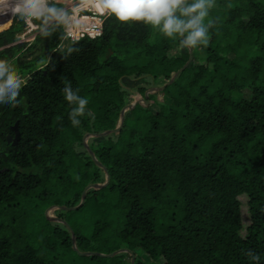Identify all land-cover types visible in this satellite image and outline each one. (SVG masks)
Wrapping results in <instances>:
<instances>
[{"label": "trees", "instance_id": "16d2710c", "mask_svg": "<svg viewBox=\"0 0 264 264\" xmlns=\"http://www.w3.org/2000/svg\"><path fill=\"white\" fill-rule=\"evenodd\" d=\"M209 19V44L148 96L188 61L179 39L111 15L96 39L69 41L47 19L31 43H16L27 24L18 13L0 30V61L23 84L15 106H0V264H131L128 252L79 254L46 210L76 206L106 181L83 140L115 129L136 92L150 106L126 112L118 135L88 141L109 183L55 211L78 248H128L135 264H264V0H216ZM66 84L89 101L77 127Z\"/></svg>", "mask_w": 264, "mask_h": 264}, {"label": "clouds", "instance_id": "9594fccd", "mask_svg": "<svg viewBox=\"0 0 264 264\" xmlns=\"http://www.w3.org/2000/svg\"><path fill=\"white\" fill-rule=\"evenodd\" d=\"M99 3L103 11L117 21L150 26L167 38L179 39L181 47L195 49L209 44V30L213 24L209 16L216 0H99ZM14 11L26 21L56 19L66 22L65 10L51 4L50 0H18ZM22 86V80L10 65L0 61V106H15ZM63 92L64 99L73 105L70 121L77 127L87 112L89 101L70 84L65 85Z\"/></svg>", "mask_w": 264, "mask_h": 264}, {"label": "water", "instance_id": "95a60500", "mask_svg": "<svg viewBox=\"0 0 264 264\" xmlns=\"http://www.w3.org/2000/svg\"><path fill=\"white\" fill-rule=\"evenodd\" d=\"M56 2H59V1H62V0H55ZM70 10L68 9L67 13H69ZM189 51H190V57L188 59V61L185 63V65L183 67H181L177 72L174 73V75L171 77V79L163 86H156L154 85L148 92H147V96L150 94V93H155L156 91H162L164 90L168 85L172 84L176 77L178 76V74L180 72H182L190 63L191 61L193 60V53H194V50L193 49H190L189 48ZM139 96H134V100L133 102L128 105L127 107H125L124 109H122L121 113H120V118H119V121H118V124H117V127L115 129H108V130H105V131H102L101 133L99 134H96V133H91V134H88L86 135L85 137V140H84V143H85V146L87 148V150L90 152V154L92 155V157L94 158V160L97 162V164L99 165V167H101L106 175H107V178H106V181L102 184H90L88 185L83 193H82V199H81V202L79 205H76V206H72V207H69V206H62V205H54L52 206L48 212H47V216L50 220L52 221H58V222H62V223H65L68 225L69 229L71 230L72 232V238H73V246H74V249L81 255H85V256H91V255H94V254H97V253H91L90 251L88 252H84V251H81L79 248H78V245H77V236L73 230V228L71 227V225H69V223L64 220V219H61V218H58V217H51L49 215V211L52 210V209H56V208H69L71 210H76L78 209L81 205L84 204L85 202V199H86V195L88 193V191L90 189H101L103 187H105L109 181H110V173H109V170L104 166V164H102V162L99 161L95 151L89 146L88 144V139L90 140L91 138H95V137H100V136H103V135H106L108 133H115V134H119L121 132V129L123 127V124H124V115L127 111H130L132 109H134L138 103L140 104H146V102L144 103V98L142 96L141 93H139ZM14 128V131H15V135H12V134H9L8 135V141L9 142H13L15 145H17L19 143V140L21 138V132H20V129H19V121H17L15 123V125L13 126ZM124 251H127L128 253H131L132 254V257H133V260H132V264H135V260H136V255L134 254V252L131 250V249H125Z\"/></svg>", "mask_w": 264, "mask_h": 264}, {"label": "built area", "instance_id": "2783aa9c", "mask_svg": "<svg viewBox=\"0 0 264 264\" xmlns=\"http://www.w3.org/2000/svg\"><path fill=\"white\" fill-rule=\"evenodd\" d=\"M68 9L70 12L65 13L66 22L63 23V28L69 41L96 39L104 34L105 23L110 15L100 7L99 0H72L64 8L65 11ZM28 23L34 26L32 21ZM36 26L39 27L38 24Z\"/></svg>", "mask_w": 264, "mask_h": 264}, {"label": "rangeland", "instance_id": "374dc122", "mask_svg": "<svg viewBox=\"0 0 264 264\" xmlns=\"http://www.w3.org/2000/svg\"><path fill=\"white\" fill-rule=\"evenodd\" d=\"M17 2H18V0H0V30L2 28L6 27V26H10L12 24V21H13V19L15 18L16 14H17L14 11V8H15V5H16ZM64 2L65 3H68L69 0H64ZM67 11H65V13H67ZM34 21H36V20H34ZM34 21H32L33 22L32 25H34L33 27L31 26L30 23H28V21H26L27 24H26L24 30L17 32V36L19 37L20 40L17 41L16 43H19V42H22V41H29L31 43L35 39L36 34H38L40 31L43 30V28H40V26L37 27L36 24L34 23ZM68 45H69V43L66 46H68ZM41 47H42V45L40 44L39 47L36 48V50L33 51V52L32 51H26V54L27 55H25V57L28 58V59H30V58H33V57L39 55V53L41 52ZM158 92H161V91H158ZM136 95L139 96L138 92H136L135 96ZM163 95L164 94L157 95L158 99L159 100H162ZM164 99L167 100V101H170V99L168 97H165L164 96ZM153 104L156 105L157 107L159 105L156 101H153ZM144 105L145 106H148L149 105V101L146 102V104H144ZM84 140H85V138H84ZM84 140H83V143H84ZM88 141H89V139H88ZM84 145H85V143H84ZM54 205H56V204H54ZM54 205H52V206H54ZM52 206H50L49 208H47V210H46V216H47L48 210ZM62 206H65V205H62ZM69 207H72V206H69ZM56 209H61V208H56ZM56 209H52V210L49 211V215L51 217H57L56 216V212H55ZM63 209L66 210V211L67 210H70L69 208H63ZM93 220H95V219H91V220L88 219L87 221L86 220H81L80 222L86 223L85 225L89 229H92L91 222L93 223ZM70 222L75 223V221H73V220L72 221L70 220ZM85 234L86 235L92 234V231H87V232H85ZM93 248H95V247H93ZM125 249L126 248H120V249H117V250H114V251L111 252V251H109V248L108 247L100 246L98 248V250L94 249V250H90V252L91 253H97V254H94V255L111 258V257H116L117 255H122L123 253L127 252V251H124ZM85 252H88V251H85ZM91 256H93V255H91ZM89 257H90V255H89ZM132 260H133V257H132ZM132 260H131V264H132Z\"/></svg>", "mask_w": 264, "mask_h": 264}, {"label": "crops", "instance_id": "0c3cea01", "mask_svg": "<svg viewBox=\"0 0 264 264\" xmlns=\"http://www.w3.org/2000/svg\"><path fill=\"white\" fill-rule=\"evenodd\" d=\"M54 1H55V0H54ZM62 1H64V0H62ZM62 1H59V2H62ZM71 1H72V0H69V2H68V3H65V6H64V8L68 7V5L71 3ZM55 2H56V1H55ZM64 8H63V9H64Z\"/></svg>", "mask_w": 264, "mask_h": 264}]
</instances>
